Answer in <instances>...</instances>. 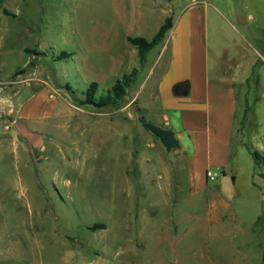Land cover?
Instances as JSON below:
<instances>
[{
    "label": "rangeland",
    "instance_id": "1",
    "mask_svg": "<svg viewBox=\"0 0 264 264\" xmlns=\"http://www.w3.org/2000/svg\"><path fill=\"white\" fill-rule=\"evenodd\" d=\"M185 10L224 37L221 68L242 76L250 56L243 148L207 188L173 185L135 122L159 61L128 38ZM134 70L118 105L87 104ZM263 94L264 0H0V264H264ZM170 194L201 198L158 213Z\"/></svg>",
    "mask_w": 264,
    "mask_h": 264
},
{
    "label": "crops",
    "instance_id": "2",
    "mask_svg": "<svg viewBox=\"0 0 264 264\" xmlns=\"http://www.w3.org/2000/svg\"><path fill=\"white\" fill-rule=\"evenodd\" d=\"M200 16L194 10H185L180 18L173 20V27L154 48L158 50L156 61L159 62L148 72L149 91L142 101L146 118L173 130L180 148L168 152L152 133L145 129V132L140 131L138 123L136 130L146 138L144 141L151 150L158 149L162 159L151 158V163L168 162L173 185L189 173L193 183L201 178L207 181V188L213 182L207 180L206 173L210 171L225 177L235 155L243 148V117L239 106L246 104L250 91V56L246 62L248 71L243 69L242 76L232 67L221 68L219 60L225 39L217 33L212 37L210 25ZM138 121L139 116L135 122ZM135 159L138 160L137 150L132 161ZM200 198L197 194L182 199L170 194L169 206L157 212L175 211L180 208L178 201L195 202ZM202 198L212 201L209 195Z\"/></svg>",
    "mask_w": 264,
    "mask_h": 264
},
{
    "label": "trees",
    "instance_id": "3",
    "mask_svg": "<svg viewBox=\"0 0 264 264\" xmlns=\"http://www.w3.org/2000/svg\"><path fill=\"white\" fill-rule=\"evenodd\" d=\"M7 13V11H4ZM172 16H168L163 25L159 28L156 35L152 38V40H148L144 37H129L128 41L131 45H133L138 50V55L140 62L143 64L146 62L147 54L156 48L166 37V34L173 27ZM70 55L66 52H63L60 58H68ZM138 74V70H134L129 74H124L121 79H118L113 87L107 91L106 95H101L99 100L96 101V94L98 90V85L96 83H92L90 88L85 92L86 102L87 104L95 105L99 108L116 106L123 100V98L127 94V90L132 87L133 83L136 80ZM140 123L143 128L152 133L166 148L168 152L176 150L180 148V142L176 137V134L173 130L169 128H164L156 125L152 121L146 119L143 116L139 117ZM253 156L256 161V165L259 166L264 163V156L259 152L254 151ZM105 225L97 224L93 227V230L104 229Z\"/></svg>",
    "mask_w": 264,
    "mask_h": 264
},
{
    "label": "built area",
    "instance_id": "4",
    "mask_svg": "<svg viewBox=\"0 0 264 264\" xmlns=\"http://www.w3.org/2000/svg\"><path fill=\"white\" fill-rule=\"evenodd\" d=\"M218 176H219V175H216V174H214V173H212V172H210V171H208V172L206 173V177H207V180H208L209 182H215V181L218 179Z\"/></svg>",
    "mask_w": 264,
    "mask_h": 264
}]
</instances>
